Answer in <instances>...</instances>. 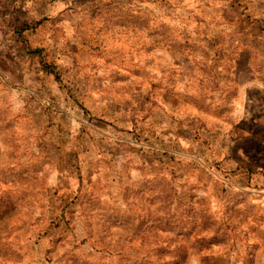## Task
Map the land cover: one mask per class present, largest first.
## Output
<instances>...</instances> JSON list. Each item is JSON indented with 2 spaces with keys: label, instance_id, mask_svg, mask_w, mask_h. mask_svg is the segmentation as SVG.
Returning a JSON list of instances; mask_svg holds the SVG:
<instances>
[{
  "label": "rangeland",
  "instance_id": "374dc122",
  "mask_svg": "<svg viewBox=\"0 0 264 264\" xmlns=\"http://www.w3.org/2000/svg\"><path fill=\"white\" fill-rule=\"evenodd\" d=\"M0 264H264V0H0Z\"/></svg>",
  "mask_w": 264,
  "mask_h": 264
},
{
  "label": "trees",
  "instance_id": "16d2710c",
  "mask_svg": "<svg viewBox=\"0 0 264 264\" xmlns=\"http://www.w3.org/2000/svg\"><path fill=\"white\" fill-rule=\"evenodd\" d=\"M36 52H38V51H36Z\"/></svg>",
  "mask_w": 264,
  "mask_h": 264
}]
</instances>
